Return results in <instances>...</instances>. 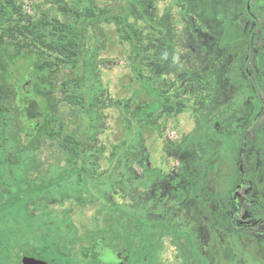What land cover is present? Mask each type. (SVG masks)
Returning a JSON list of instances; mask_svg holds the SVG:
<instances>
[{
	"label": "trees",
	"instance_id": "16d2710c",
	"mask_svg": "<svg viewBox=\"0 0 264 264\" xmlns=\"http://www.w3.org/2000/svg\"><path fill=\"white\" fill-rule=\"evenodd\" d=\"M23 3L0 0V264H20L23 256L49 264H99L71 254L86 242H97V251L126 254L124 264H159L165 238H184L193 264H206L189 231L169 223L165 202L142 197L161 174L146 163L145 129L156 117H177L188 108L157 73L153 71L155 79L149 76L156 61L145 30L151 23L134 11L142 0H124L117 7H99L95 0H56L39 15L29 14ZM102 25L114 26L118 42L128 48L140 92L151 99L135 103L133 110V98L114 102L121 112L122 138L110 146L103 170L106 149L95 145L103 123L97 109L101 84L92 76L96 50L88 45ZM20 68L28 70L26 76H18ZM67 73L71 77L64 78ZM57 76L62 79L56 87ZM22 81L31 84L29 91L22 92ZM55 92L79 112L84 121L80 133L65 130L52 102ZM33 116L37 123H30ZM46 149L54 151L55 160H45ZM114 189L134 191L140 200L116 203L109 198ZM176 197L173 204L181 202L183 192ZM70 202L98 207L97 222L83 237L63 211ZM153 213L164 217L154 219Z\"/></svg>",
	"mask_w": 264,
	"mask_h": 264
},
{
	"label": "rangeland",
	"instance_id": "374dc122",
	"mask_svg": "<svg viewBox=\"0 0 264 264\" xmlns=\"http://www.w3.org/2000/svg\"><path fill=\"white\" fill-rule=\"evenodd\" d=\"M95 1L99 7L124 4V0ZM23 2L29 14L39 15L50 11L56 0ZM134 11L151 23L145 30L156 61L151 62L149 76L155 79L153 71L157 73L188 107L177 117H156L144 131L146 163L161 174L143 189V200L165 202L169 223L189 231L206 264H264V0H142ZM92 36L94 43L87 44L96 50L92 76L101 84L97 109L103 119L95 145L106 149L103 170L110 146L122 138L121 112L114 102L133 98V110L135 103L151 99L140 92L128 48L118 42L114 26H99ZM27 71L20 68L18 76ZM68 77L71 73L64 78ZM61 79L57 76L56 87ZM30 88L24 81L22 92ZM52 102L65 130L80 133L84 121L79 112L65 105L59 92ZM29 121L39 119L33 116ZM43 155L48 162L55 160L53 150L46 149ZM178 192L184 197L173 204ZM139 196L118 189L109 194L116 203L132 205ZM52 208L59 213L62 209ZM97 208L70 202L63 211L83 237L97 222ZM97 245L82 243L71 254L112 264L103 261ZM110 253L119 254L125 263L126 254ZM193 257L184 238H165L159 264H193Z\"/></svg>",
	"mask_w": 264,
	"mask_h": 264
},
{
	"label": "flooded vegetation",
	"instance_id": "af4514ba",
	"mask_svg": "<svg viewBox=\"0 0 264 264\" xmlns=\"http://www.w3.org/2000/svg\"><path fill=\"white\" fill-rule=\"evenodd\" d=\"M102 253V258L105 262H110L112 264H124L123 260L121 261V256L119 254H111L106 249H98ZM30 257V256H29ZM46 262V261H45ZM21 264V261H20ZM49 264V263H48Z\"/></svg>",
	"mask_w": 264,
	"mask_h": 264
},
{
	"label": "water",
	"instance_id": "95a60500",
	"mask_svg": "<svg viewBox=\"0 0 264 264\" xmlns=\"http://www.w3.org/2000/svg\"><path fill=\"white\" fill-rule=\"evenodd\" d=\"M21 264H48L44 260L36 259L34 257L23 256L21 258Z\"/></svg>",
	"mask_w": 264,
	"mask_h": 264
}]
</instances>
